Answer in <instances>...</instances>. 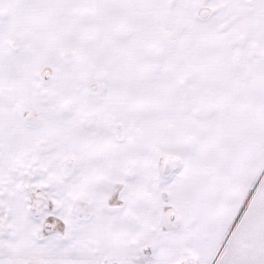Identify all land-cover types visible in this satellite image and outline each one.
Segmentation results:
<instances>
[{"label":"snow or ice","instance_id":"1","mask_svg":"<svg viewBox=\"0 0 264 264\" xmlns=\"http://www.w3.org/2000/svg\"><path fill=\"white\" fill-rule=\"evenodd\" d=\"M0 264H264V0H0Z\"/></svg>","mask_w":264,"mask_h":264}]
</instances>
